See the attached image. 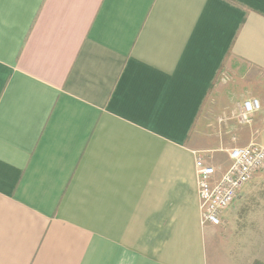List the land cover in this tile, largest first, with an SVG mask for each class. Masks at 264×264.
Instances as JSON below:
<instances>
[{
    "label": "crops",
    "instance_id": "obj_1",
    "mask_svg": "<svg viewBox=\"0 0 264 264\" xmlns=\"http://www.w3.org/2000/svg\"><path fill=\"white\" fill-rule=\"evenodd\" d=\"M263 128L264 0H0V264H264V170L204 224L194 154Z\"/></svg>",
    "mask_w": 264,
    "mask_h": 264
},
{
    "label": "built area",
    "instance_id": "obj_2",
    "mask_svg": "<svg viewBox=\"0 0 264 264\" xmlns=\"http://www.w3.org/2000/svg\"><path fill=\"white\" fill-rule=\"evenodd\" d=\"M261 109L258 98L242 102L237 114L241 124H250ZM234 113H232L233 117ZM220 121H223L220 118ZM228 163L214 162L208 153L194 151L202 222L220 225L222 213L240 197L244 186L264 170V143L252 142L227 149Z\"/></svg>",
    "mask_w": 264,
    "mask_h": 264
},
{
    "label": "rangeland",
    "instance_id": "obj_3",
    "mask_svg": "<svg viewBox=\"0 0 264 264\" xmlns=\"http://www.w3.org/2000/svg\"><path fill=\"white\" fill-rule=\"evenodd\" d=\"M260 139H261V141L262 142H264V128H263V130H262V133H261V137H260ZM237 142H238V144L240 145V146H245V145H248V144H245V142H243L242 141V139L240 138V136H239V138H238V140H237ZM230 148H232V147H230ZM230 148H228V149H230ZM210 156H212V158H213V161L214 162H218V163H221V164H226V163H228L227 161H228V152L226 151V153H223V152H221V153H208ZM264 176V175H263ZM263 180H262V182L260 183V186L263 188L261 191H259L258 190V192H256V193H254L255 195H257L253 200L255 201V200H259V201H261V202H264V177L262 178ZM259 182V180H255V181H253V182H250V183H248V184H246L245 186H244V193L245 194H247L248 193V191L250 190V188H251V186H253L254 184H257ZM240 207H241V203H239V205L237 206V208L238 209H231L230 211H228V213L226 214V217L228 218V219H231V222H230V227L231 228H233L234 230L236 229V227L237 228H239L240 229V227H241V224H240V220H241V222H243V224H245L246 223V220H243L242 219V217L240 216V215H238V213H237V210L239 211L240 210ZM244 209H241V212L240 213H244ZM240 219V220H239Z\"/></svg>",
    "mask_w": 264,
    "mask_h": 264
},
{
    "label": "trees",
    "instance_id": "obj_4",
    "mask_svg": "<svg viewBox=\"0 0 264 264\" xmlns=\"http://www.w3.org/2000/svg\"><path fill=\"white\" fill-rule=\"evenodd\" d=\"M254 264H263V263H261L259 261H255Z\"/></svg>",
    "mask_w": 264,
    "mask_h": 264
}]
</instances>
